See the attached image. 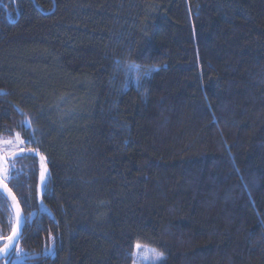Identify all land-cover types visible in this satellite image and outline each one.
<instances>
[{
  "label": "trees",
  "instance_id": "obj_1",
  "mask_svg": "<svg viewBox=\"0 0 264 264\" xmlns=\"http://www.w3.org/2000/svg\"><path fill=\"white\" fill-rule=\"evenodd\" d=\"M10 139L0 264H264V0H0Z\"/></svg>",
  "mask_w": 264,
  "mask_h": 264
},
{
  "label": "snow or ice",
  "instance_id": "obj_2",
  "mask_svg": "<svg viewBox=\"0 0 264 264\" xmlns=\"http://www.w3.org/2000/svg\"><path fill=\"white\" fill-rule=\"evenodd\" d=\"M137 80H139V76L137 75L135 77ZM17 139H19V134H17ZM21 143H24L23 140L20 141ZM31 142V141H29ZM7 143H11V141H8ZM8 157L5 156H0V177H4L8 174V169L4 167V165L7 163ZM42 160H44L43 157H41ZM40 181L41 183H46L47 182V168L45 165H41V170H40ZM0 192H6L8 195L11 196V199L13 201H16V197L14 194L11 193V189L8 188V185L6 183H3V180L0 179ZM16 220L17 224H19L20 218H21V210L19 207V203L17 202L16 205ZM11 219H9V223H11ZM17 232L18 228L17 226L12 227V234L7 237V242L4 241V238L0 236V243H3L4 246L0 248V253H8L10 248L12 247V242L17 238ZM49 239L53 241V247H48L47 245L45 246V251L47 252H52L54 248V241L55 237L49 233ZM141 245L137 244L136 245V250L139 251L141 249ZM22 254V249L16 248V255L19 257ZM150 255L153 259L154 262H162L164 259V254L162 252H159L155 249L151 250Z\"/></svg>",
  "mask_w": 264,
  "mask_h": 264
},
{
  "label": "rangeland",
  "instance_id": "obj_3",
  "mask_svg": "<svg viewBox=\"0 0 264 264\" xmlns=\"http://www.w3.org/2000/svg\"><path fill=\"white\" fill-rule=\"evenodd\" d=\"M8 141H11V143H7ZM19 148V143L17 142V140H3L0 141V156H8L9 159L12 156L13 152H15L17 149ZM4 167H6L8 169V174L6 176H4L6 178V180L10 179V172L12 170L11 165H7V163L4 165ZM48 247H53V241L50 240L49 242H47L46 244ZM141 245V249L139 251L136 250L135 247V252H134V261L133 264H160L161 262H154L150 252L151 250L155 249L157 251H159L158 249L147 245V244H139ZM19 249H22L20 246L18 247ZM55 252V243H54V248L52 252H47L44 249V253L47 255H53ZM161 252V251H159ZM26 258V255L24 254L23 250H22V254L18 257L16 255V257H14L12 259L13 264H17L22 262L24 259Z\"/></svg>",
  "mask_w": 264,
  "mask_h": 264
},
{
  "label": "water",
  "instance_id": "obj_4",
  "mask_svg": "<svg viewBox=\"0 0 264 264\" xmlns=\"http://www.w3.org/2000/svg\"><path fill=\"white\" fill-rule=\"evenodd\" d=\"M43 165H45V164L43 163ZM0 179H2V180H3V183H6V184L8 185V188L11 189V187L9 186V184H8V183H7L2 177H0ZM41 187H42V183H41V181H40V188H41ZM1 193H2L6 198H8V200H9L10 203H11V209H12V211H13V214H14V221H15L14 226H17V228H18V232H17V238L12 242V247L10 248L9 252L6 253V254H5V253H0V260L3 259V258H5V257H8V256L11 254V252L14 250V248L16 247V245H17V243H18L20 237L22 236L23 229H24V226H25V223H26L25 213H24L23 208H22V206H21V204H20V201H19L18 197L15 195L14 191L11 189V193L15 195V197H16V201H13V200L11 199V196L8 195L6 192H1ZM17 202L19 203V207H20V210H21V218H20L19 224H17V220H16V207H15V205H16ZM11 234H12V232H11ZM11 234H10V235H11ZM10 235H9V236H10ZM9 236H7V237H9ZM7 237L4 238V241H5V242H7ZM0 244H1L0 248H2V247L4 246V244H3V243H0Z\"/></svg>",
  "mask_w": 264,
  "mask_h": 264
},
{
  "label": "flooded vegetation",
  "instance_id": "obj_5",
  "mask_svg": "<svg viewBox=\"0 0 264 264\" xmlns=\"http://www.w3.org/2000/svg\"><path fill=\"white\" fill-rule=\"evenodd\" d=\"M7 183H8V180H6V178L5 177H2Z\"/></svg>",
  "mask_w": 264,
  "mask_h": 264
}]
</instances>
